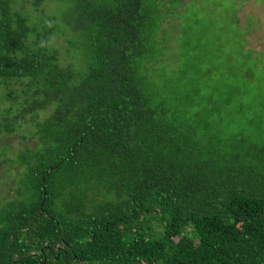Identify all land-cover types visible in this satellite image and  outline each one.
<instances>
[{"label": "trees", "instance_id": "obj_1", "mask_svg": "<svg viewBox=\"0 0 264 264\" xmlns=\"http://www.w3.org/2000/svg\"><path fill=\"white\" fill-rule=\"evenodd\" d=\"M24 2L0 0V137L31 129L0 153V264H264V131L216 136L221 107L150 91L145 0L37 22ZM55 20L80 30L82 73L50 47Z\"/></svg>", "mask_w": 264, "mask_h": 264}, {"label": "rangeland", "instance_id": "obj_2", "mask_svg": "<svg viewBox=\"0 0 264 264\" xmlns=\"http://www.w3.org/2000/svg\"><path fill=\"white\" fill-rule=\"evenodd\" d=\"M30 4L25 0L22 9L36 22L39 14L42 19L64 18L71 6L68 0H42L41 14ZM145 5L152 10L145 24L147 56L153 60L143 64L140 75L150 91L170 84L190 100L196 99L198 106L221 107L216 136L220 129L226 136L244 117L252 121L250 129L264 131V0H167L154 5L145 0ZM19 7L20 3L13 4L14 10ZM54 24L50 47L62 66L74 65L80 68L74 72L82 73L80 30L58 20L49 23ZM71 35L74 48L67 44ZM238 111L242 118L236 121ZM30 132L22 129L14 136L0 137L2 158L30 145ZM1 184L9 183L0 175V200L5 192Z\"/></svg>", "mask_w": 264, "mask_h": 264}]
</instances>
